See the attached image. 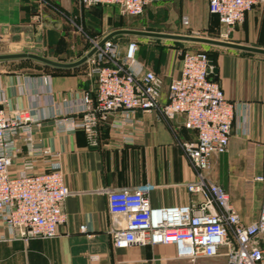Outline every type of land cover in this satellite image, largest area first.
<instances>
[{
	"label": "crops",
	"instance_id": "obj_1",
	"mask_svg": "<svg viewBox=\"0 0 264 264\" xmlns=\"http://www.w3.org/2000/svg\"><path fill=\"white\" fill-rule=\"evenodd\" d=\"M263 6L254 7L246 15L249 30L257 17L264 15ZM117 10L121 11L116 5L82 7L77 0H0V34L2 40L18 46L49 45L47 51L37 52L55 60L76 61L87 53L91 31L100 41L110 32L123 29L116 25L119 22L115 15ZM70 15H75L80 23L72 29L64 26ZM111 21L115 26L107 30ZM141 30L184 34L149 28ZM51 34L64 40L61 46H55L56 39L50 40ZM121 35L129 34H119L111 39ZM137 37L150 41H179ZM213 47L224 50L214 63L224 93L227 99L236 103V108L229 149L212 157L208 175L226 190L242 221L249 224L259 219L264 198V185L255 180L257 175L264 173V60L256 57L264 55ZM126 49L127 46L124 52ZM151 52L153 50L143 53L139 49L137 58L146 68L163 75L165 84L161 102H166L168 85L179 75L181 61L171 69H162L149 61ZM88 75L83 64L58 68L41 62L40 67L31 72H0V108L7 113L18 108H34L35 115L42 118L40 125L34 127L35 144L49 146L60 153L65 181L72 191L64 204L67 218L60 225L59 234L27 241L0 240V264H170L181 261L186 264L184 259L176 257L174 245L115 247L110 229L123 226L125 220L110 212L104 189H134L151 183L150 200L154 207L200 201L202 195L190 193L186 187L188 182L196 179V173L181 145L183 141L195 139L196 132L185 128L183 114L167 121L157 111H138L134 114L133 124L122 127L113 126L111 122L117 117L111 118L100 126V141L95 146L89 143L81 128L59 131L56 117L72 115L79 120L78 110L84 95L93 94L95 80ZM17 143L19 151L11 166L14 173L23 168L28 158L25 142L19 139ZM50 170V161L39 157L31 172ZM82 225H86V231H81ZM0 235L10 236L1 221Z\"/></svg>",
	"mask_w": 264,
	"mask_h": 264
},
{
	"label": "built area",
	"instance_id": "obj_2",
	"mask_svg": "<svg viewBox=\"0 0 264 264\" xmlns=\"http://www.w3.org/2000/svg\"><path fill=\"white\" fill-rule=\"evenodd\" d=\"M77 1L82 7L116 5L126 15L137 17L156 0ZM208 3L227 36L254 7L263 6L264 0ZM138 49V42L130 41L120 60L111 39L98 48L87 61L91 63L88 73L95 79L94 92L84 95L79 120L72 115L56 117L58 130L81 128L95 146L100 141V126L113 117L117 119L112 125L122 127L133 124L138 111H157L167 121L183 114L185 128L196 132L195 139L181 144L196 173V179L186 187L190 193L202 195V199L185 205L154 207L150 200L151 183L134 189H104L110 212L125 220L123 226L110 229L112 244L120 248L168 244L175 246L179 259L194 261L224 254L227 264H264V198L259 219L246 224L226 190L208 175L212 157L229 149L236 108L214 77L210 55L204 50L185 52L179 75L168 85L167 101L161 102L164 77L138 60ZM41 120L33 107L18 108L12 113L0 108V221L10 233L9 237L0 235V240L53 238L66 222L64 204L72 191L65 181L60 153L35 144L34 127ZM19 139L27 146L28 158L23 168L14 173L11 166L19 151ZM39 157L50 161L52 170L32 173ZM255 180L264 185V173ZM80 228L86 231V225ZM222 247L226 250L221 253Z\"/></svg>",
	"mask_w": 264,
	"mask_h": 264
},
{
	"label": "rangeland",
	"instance_id": "obj_3",
	"mask_svg": "<svg viewBox=\"0 0 264 264\" xmlns=\"http://www.w3.org/2000/svg\"><path fill=\"white\" fill-rule=\"evenodd\" d=\"M263 8L264 6L262 9ZM115 15H117V18L119 19H117L119 22L116 25L122 26L123 28H149L163 30L165 32L176 31L183 32L184 34L206 36L216 39L236 40L245 42L246 44H255L257 46L264 47V15L260 14L257 17L258 19H256L255 25L251 26L250 30L247 28V18L245 17L244 21L239 24L240 26L238 25L236 31H232L226 36L224 35L226 30L220 24L215 14L210 11L207 0H156V2L154 1V3L147 8L141 17L132 18L119 10H117V14ZM68 19L70 20L64 24V26L67 28L72 29L77 24H80L75 15H70V18ZM185 19H187L186 22L184 21ZM112 22L113 21L108 22L107 25H109V29L107 30H110L115 26ZM88 35L90 36L86 44L87 52L94 46L95 42L99 41L93 31H91V33ZM55 39V46L58 45L59 47L64 42V40H58L57 36H53V34H51L50 40L53 41ZM132 40L138 42L139 49L143 53L147 52L148 50H153V52L149 54L151 58L148 60L152 64H156L162 69L166 67H168V69L173 68L174 65L180 63L181 57L185 52L194 51L198 48L187 42L171 40L150 41L133 35H121L112 39L117 58L120 60L124 59V50L128 43ZM30 46L31 47H27V45L18 46L9 40L4 41L2 40V37L0 38V53H17L23 51H32L38 53L39 51H47L50 48L49 45H45L46 47H44L43 45L38 46L30 44ZM199 48L200 50L210 53L215 60L220 55V53H224V50L215 48L213 46L203 45ZM240 55L244 54L240 53ZM256 57L260 60H264V56L258 55ZM33 60L24 58L0 60V72L10 70L15 72H31L33 69L40 67V62ZM262 63H264V61ZM90 65L91 63L89 62H85L83 64L84 68L88 72ZM88 76L93 77L91 75ZM225 250L226 249L224 247L220 248L221 253ZM181 262H170V264H181ZM184 262H186V264H227V256L221 254L220 256L214 258L200 257L194 261L184 259Z\"/></svg>",
	"mask_w": 264,
	"mask_h": 264
},
{
	"label": "water",
	"instance_id": "obj_4",
	"mask_svg": "<svg viewBox=\"0 0 264 264\" xmlns=\"http://www.w3.org/2000/svg\"><path fill=\"white\" fill-rule=\"evenodd\" d=\"M119 34H129V35H137V36H147V37H155V38H164V39H173L179 41H186L192 43H200L206 45H212L217 47H224L230 48L235 50L253 52L257 54L264 55V47L254 46L250 44H242L233 41L223 40V39H216L206 36H198V35H187V34H175V33H164V32H156V31H148V30H141V29H117L110 32L106 35L102 40L98 41L96 45H94L83 57L76 61L71 62H63L59 60H55L53 58L44 56L42 54L32 52V51H23L17 53H0V60H10V59H22V58H29L37 60L41 63L58 67V68H73L80 66L88 61L90 57H92L98 50L100 46H102L107 40H110L112 37L119 35ZM210 64L213 66V73L214 77L218 79V67L215 66L214 57L210 56Z\"/></svg>",
	"mask_w": 264,
	"mask_h": 264
},
{
	"label": "trees",
	"instance_id": "obj_5",
	"mask_svg": "<svg viewBox=\"0 0 264 264\" xmlns=\"http://www.w3.org/2000/svg\"><path fill=\"white\" fill-rule=\"evenodd\" d=\"M112 40V39H111ZM180 42V41H179ZM192 46L198 47L196 50H200L199 47H202L203 45L200 43H190ZM139 50V49H138ZM194 50V51H196ZM208 53V52H207ZM210 56H212L210 53H208ZM23 59V58H22ZM24 59H28V60H33V59H29V58H24ZM139 61H142L141 59L138 58ZM34 61V60H33ZM45 65V64H44ZM47 65V64H46Z\"/></svg>",
	"mask_w": 264,
	"mask_h": 264
}]
</instances>
